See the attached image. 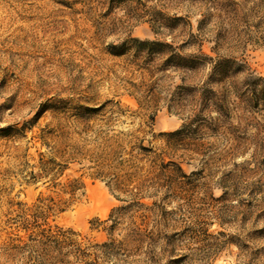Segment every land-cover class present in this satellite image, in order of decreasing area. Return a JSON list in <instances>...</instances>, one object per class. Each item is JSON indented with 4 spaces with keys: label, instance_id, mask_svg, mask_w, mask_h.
Listing matches in <instances>:
<instances>
[{
    "label": "rangeland",
    "instance_id": "1",
    "mask_svg": "<svg viewBox=\"0 0 264 264\" xmlns=\"http://www.w3.org/2000/svg\"><path fill=\"white\" fill-rule=\"evenodd\" d=\"M176 17L180 19L172 21ZM204 17L207 21L200 27L205 36L221 30L226 38L219 54L235 56L246 72L264 76V0H0V264H22L17 250L6 249L7 234L22 232L24 214L34 213L39 193L52 194L48 182L43 183L46 179H38V153L45 150L38 134L45 124L64 123L60 117L73 110L50 106L69 99L119 100L121 113L113 127H138L152 109L138 106L125 80L147 77L111 55L110 44L131 36L174 38L176 45L187 32L197 33ZM172 23L171 31L165 24ZM211 44L205 43L204 49ZM173 81L177 84L178 77ZM245 117L243 154L225 158L219 141L204 150V157L214 156L211 169L183 155L186 173L204 167L193 201L174 215L178 233L170 244L158 241L148 254L143 246L136 258L144 261L137 264H264V110ZM183 118L161 104L147 136L175 130ZM76 167L71 165L66 174ZM83 180L79 201L51 214L47 222L102 242L106 233L91 228V222L106 219L122 202L101 180L86 175ZM218 182L226 190L223 198ZM205 186L212 197L204 195ZM114 237L122 239L121 230Z\"/></svg>",
    "mask_w": 264,
    "mask_h": 264
},
{
    "label": "trees",
    "instance_id": "2",
    "mask_svg": "<svg viewBox=\"0 0 264 264\" xmlns=\"http://www.w3.org/2000/svg\"><path fill=\"white\" fill-rule=\"evenodd\" d=\"M206 21L205 17L199 20L198 32H187V37L176 45L174 38L167 41L131 36L119 45L110 44L111 55L123 58L147 77L139 82L125 80L126 90L138 106L152 109L138 127H113L121 113L119 100L83 103L69 99L50 106L53 110L68 106L73 112L60 117L62 124H45L38 134L45 148L38 153V179H46L43 183L48 182L52 194L39 193L34 213L24 214L22 232L7 234L5 247L17 250L22 264L144 261L136 258L138 251L146 246L148 254L158 241L170 244L178 233L174 215L183 205L192 203L197 191L196 182L204 167L186 173L183 155L199 159L211 169L209 160L214 156L204 157V150L217 142L223 144L225 158L245 152V114L264 110V76L246 72V65L235 56L219 54L226 38L221 30L205 36L200 25ZM165 25L172 31L176 24ZM205 43H212L208 50L204 49ZM176 76L179 82L174 84ZM161 104L183 114V122L175 130L151 134L149 138L154 113ZM71 165L78 167L66 174ZM85 175L101 180L122 202L106 219L91 222V228L106 233L107 239L102 242L47 222L51 214L68 210L84 195ZM218 184L223 198L226 190L221 182ZM203 193L212 197L209 186ZM117 230H121L122 239L114 237Z\"/></svg>",
    "mask_w": 264,
    "mask_h": 264
}]
</instances>
